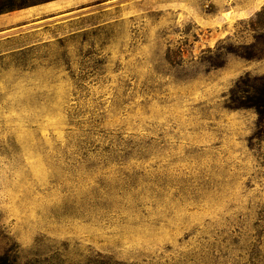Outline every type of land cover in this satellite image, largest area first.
I'll return each mask as SVG.
<instances>
[{
	"label": "rangeland",
	"instance_id": "1",
	"mask_svg": "<svg viewBox=\"0 0 264 264\" xmlns=\"http://www.w3.org/2000/svg\"><path fill=\"white\" fill-rule=\"evenodd\" d=\"M262 9L0 0V255L264 264Z\"/></svg>",
	"mask_w": 264,
	"mask_h": 264
},
{
	"label": "trees",
	"instance_id": "2",
	"mask_svg": "<svg viewBox=\"0 0 264 264\" xmlns=\"http://www.w3.org/2000/svg\"><path fill=\"white\" fill-rule=\"evenodd\" d=\"M264 17V9L260 10L256 14V18L259 23L262 24V18ZM255 80L260 82L258 87H255L251 95L246 96L244 99L234 104L235 107H250L253 108L257 114L258 126L264 127V75ZM235 98V97H234ZM235 100V99H234ZM0 264H20L18 257L6 252L2 256L0 255Z\"/></svg>",
	"mask_w": 264,
	"mask_h": 264
}]
</instances>
